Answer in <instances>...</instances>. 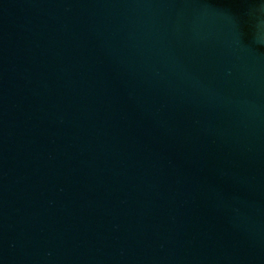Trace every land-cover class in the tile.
<instances>
[{
  "label": "water",
  "instance_id": "water-1",
  "mask_svg": "<svg viewBox=\"0 0 264 264\" xmlns=\"http://www.w3.org/2000/svg\"><path fill=\"white\" fill-rule=\"evenodd\" d=\"M0 264H264V0H0Z\"/></svg>",
  "mask_w": 264,
  "mask_h": 264
}]
</instances>
